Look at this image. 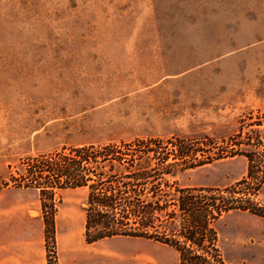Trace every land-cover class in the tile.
Segmentation results:
<instances>
[{
	"label": "rangeland",
	"instance_id": "374dc122",
	"mask_svg": "<svg viewBox=\"0 0 264 264\" xmlns=\"http://www.w3.org/2000/svg\"><path fill=\"white\" fill-rule=\"evenodd\" d=\"M148 138L209 145L199 159L214 160L181 173L183 187L246 177L242 154L264 150V0H0V213L12 244L29 228L47 255L38 193L5 186L23 159ZM86 200V189L56 194L59 264H179L155 241L88 245ZM254 201L264 207V186ZM217 229L227 264H264V218L234 211Z\"/></svg>",
	"mask_w": 264,
	"mask_h": 264
},
{
	"label": "trees",
	"instance_id": "16d2710c",
	"mask_svg": "<svg viewBox=\"0 0 264 264\" xmlns=\"http://www.w3.org/2000/svg\"><path fill=\"white\" fill-rule=\"evenodd\" d=\"M201 145L209 147L190 139L159 138L71 146L26 157L5 186L38 193L48 264H59L56 194L70 189L87 190L88 245L142 239L174 249L179 264H227L217 225L234 211L264 218V207L254 201L264 186V150L242 154L249 162L247 175L232 187H183L177 180L181 173L214 160L199 159L205 157ZM241 145L230 143L233 151ZM240 193L242 197L235 196Z\"/></svg>",
	"mask_w": 264,
	"mask_h": 264
},
{
	"label": "crops",
	"instance_id": "0c3cea01",
	"mask_svg": "<svg viewBox=\"0 0 264 264\" xmlns=\"http://www.w3.org/2000/svg\"><path fill=\"white\" fill-rule=\"evenodd\" d=\"M3 219L4 213H0V264H48L46 252H37L36 233L33 234L32 242L30 229L27 228L24 230L23 238L20 242L12 244L10 239L14 227L6 224ZM32 220H34V223L37 221L36 219ZM6 225H8L7 228ZM25 225L28 227L29 223ZM43 226H45L44 221ZM73 258H76L75 254H73ZM86 263L97 264V261L95 262L94 258H87Z\"/></svg>",
	"mask_w": 264,
	"mask_h": 264
}]
</instances>
